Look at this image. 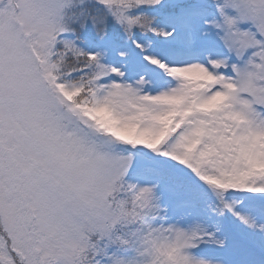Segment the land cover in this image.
<instances>
[{"label": "snow or ice", "instance_id": "snow-or-ice-1", "mask_svg": "<svg viewBox=\"0 0 264 264\" xmlns=\"http://www.w3.org/2000/svg\"><path fill=\"white\" fill-rule=\"evenodd\" d=\"M0 264H264V0H0Z\"/></svg>", "mask_w": 264, "mask_h": 264}]
</instances>
